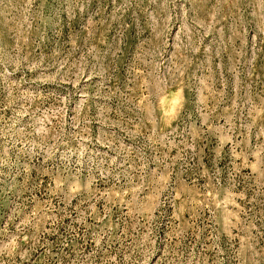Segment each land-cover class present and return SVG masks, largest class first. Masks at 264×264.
I'll list each match as a JSON object with an SVG mask.
<instances>
[{
    "label": "rangeland",
    "instance_id": "374dc122",
    "mask_svg": "<svg viewBox=\"0 0 264 264\" xmlns=\"http://www.w3.org/2000/svg\"><path fill=\"white\" fill-rule=\"evenodd\" d=\"M0 264H264V0H0Z\"/></svg>",
    "mask_w": 264,
    "mask_h": 264
}]
</instances>
